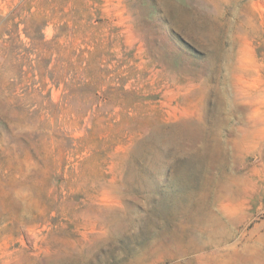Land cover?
Listing matches in <instances>:
<instances>
[{
    "label": "rangeland",
    "instance_id": "374dc122",
    "mask_svg": "<svg viewBox=\"0 0 264 264\" xmlns=\"http://www.w3.org/2000/svg\"><path fill=\"white\" fill-rule=\"evenodd\" d=\"M0 264H264V0H0Z\"/></svg>",
    "mask_w": 264,
    "mask_h": 264
}]
</instances>
